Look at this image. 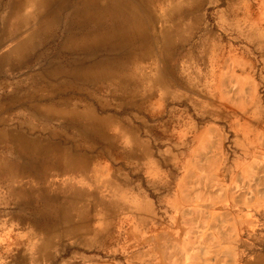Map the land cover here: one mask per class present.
Here are the masks:
<instances>
[{"label":"rangeland","instance_id":"obj_1","mask_svg":"<svg viewBox=\"0 0 264 264\" xmlns=\"http://www.w3.org/2000/svg\"><path fill=\"white\" fill-rule=\"evenodd\" d=\"M153 7L152 14L157 18L156 32L159 28H166V25L167 29L174 30V23L180 22L183 27L181 37L186 39H180L178 43L174 41L175 47L159 56L150 53L146 57L131 58L127 75L143 80L144 84L120 86L94 79L83 83L61 76L50 82L64 81L67 88L52 90L46 86L44 78V84L37 86L29 81L34 86L27 83L21 91L16 90L11 95V85L21 79L28 80L36 73L42 77L53 64H57V60L50 62L46 58L49 55L41 58L33 56L24 60L19 69L0 73V121L9 123L15 131L23 132L26 137L30 133L37 134L39 138L48 137L59 145L67 159L72 160V156L67 153L75 143L74 136L78 135V124L73 120L76 118L66 116L58 119L54 115L41 117L36 114V108L47 107L55 112L58 109L83 111L87 107L94 108L87 105V101L92 100L91 95H86L84 101L77 97L80 93L77 85L100 83L105 84L104 87L110 86L116 94L110 97V91L95 92L101 99L104 95L103 99L108 104L114 106L118 101L126 107L141 110V95L137 88L144 87L150 98L152 87L166 94L168 85L189 84L190 101L183 97L175 100L177 114L168 116L174 119L176 124L173 126L177 127V130L170 131L169 136L172 140L180 135L190 140V175L204 176L205 180L201 178V181L205 185L200 188L202 196L199 197L210 201L200 202L198 213L192 211L190 202L183 206L174 204L172 214L163 221L174 228L218 226L224 232L232 231V236L231 233L224 234L223 242L228 247L231 243L237 244L238 250L235 252H238L240 263L248 258L262 256L264 0H155ZM188 7H192L190 11ZM170 11L174 12L175 22L170 21ZM3 14L4 9H0V15ZM64 37V29L60 27L56 37L48 43L49 49L60 46ZM67 56L88 57L87 53ZM131 67H137V71ZM148 79V82L145 81ZM36 90L41 91L40 101L36 99ZM22 93L27 96H21ZM177 93L183 94L181 91ZM165 105L159 103L158 107L163 109ZM126 111L131 115L129 109ZM179 122L183 128L189 126L182 134L178 131ZM117 131L115 128L114 134ZM126 132L121 129V133ZM3 137L4 140L0 142V160H17L15 151L2 147L10 139ZM171 150L174 152L178 149L172 146ZM11 165L19 167L15 163ZM185 165L188 164L185 162ZM25 180L37 186L46 185L45 182L39 184L34 176H26ZM26 181L25 184L12 183L10 187L28 189ZM5 189V184L0 182V261L13 258L17 264H23V261L28 264L33 253L30 254L26 247L37 241L32 230L34 223L30 219L32 212L23 205L3 201L8 199ZM224 257H230V251L225 252Z\"/></svg>","mask_w":264,"mask_h":264},{"label":"crops","instance_id":"obj_2","mask_svg":"<svg viewBox=\"0 0 264 264\" xmlns=\"http://www.w3.org/2000/svg\"><path fill=\"white\" fill-rule=\"evenodd\" d=\"M104 86L77 85L81 101L91 95L87 105L94 108L87 111L93 115L73 119L78 135L67 153L72 156L70 167L49 169L53 184L40 185L51 196L43 200L41 193L30 208L38 239L26 247L33 253L28 264H264V255L240 263L237 244L223 242L224 234L232 236V231L218 226L174 228L163 221L174 204L190 202L198 213L200 202L210 201L199 197L204 176L190 175V140L169 136L177 130L168 117L177 114L174 101H190L191 86L168 85L166 94L152 87L150 98L144 87L137 88L141 110L118 101L108 104L104 95L102 100L95 94L105 90L116 96ZM159 103L166 105L160 109ZM187 128L179 122V133ZM172 146L178 150L173 152ZM228 251L230 257H224ZM0 263L17 264L13 258Z\"/></svg>","mask_w":264,"mask_h":264},{"label":"bare ground","instance_id":"obj_3","mask_svg":"<svg viewBox=\"0 0 264 264\" xmlns=\"http://www.w3.org/2000/svg\"><path fill=\"white\" fill-rule=\"evenodd\" d=\"M154 2L155 0H0V9L5 11V14L0 15V73L19 69L24 60L33 56L41 58L49 55L46 58L50 62L57 60V64H53L44 76L36 73L28 80L21 79L12 87L9 86L13 88L10 94H15L16 90L21 91L30 82L40 86L44 84V78L46 86L52 90L67 88L64 81L50 82L61 76L83 83L94 79L108 84L114 82L120 86L144 84L143 80L127 75L131 58L146 57L150 53L159 56L172 50L175 47L174 41L178 43L180 39H186L181 37L183 27L181 28L180 22H175L173 11L168 12V16L170 21L175 22L174 30L167 29L166 25V28L158 27L159 31L156 32L157 18L152 14ZM60 27L64 29L65 39L60 46L49 49L48 43L56 37ZM78 53H87L88 57L67 56ZM136 69L137 67L132 68ZM145 81L148 82L149 79ZM36 91V99L40 101L41 91ZM23 95L27 96L22 93L21 96ZM35 112L41 117L54 115L58 119L66 116L82 119L93 115L87 109L75 111L74 108L58 109L55 112L45 107L36 108ZM0 126V142L4 140L3 136L10 138L2 147L15 151L17 157V160H10L11 162L0 160V182L5 184V197L8 198L3 201L32 208L33 203L40 199L41 193L43 200H49L51 195L44 194L40 190L42 187L28 183L25 177L34 176L39 184H53L54 176L48 175L49 169L54 170L62 165L69 168L72 160L67 159L59 145L48 137L39 138L35 133L26 137L23 132L15 131L9 123L1 121ZM12 163L19 167L11 165ZM25 181L28 189L10 187L12 183L25 184Z\"/></svg>","mask_w":264,"mask_h":264}]
</instances>
